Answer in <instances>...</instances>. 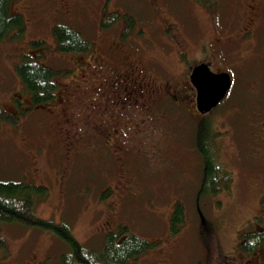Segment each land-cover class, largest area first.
Listing matches in <instances>:
<instances>
[{
    "label": "rangeland",
    "instance_id": "rangeland-1",
    "mask_svg": "<svg viewBox=\"0 0 264 264\" xmlns=\"http://www.w3.org/2000/svg\"><path fill=\"white\" fill-rule=\"evenodd\" d=\"M20 3L14 10L24 15L25 28L17 42L50 43L53 25L65 22L96 45L85 59L95 54L112 69L121 66L115 56L136 63L140 58L138 65L152 70L158 80L175 83L184 80L192 67L228 70L233 80L228 97L208 114L219 132L214 150L231 170L233 182L229 192L198 198L201 165L194 136L202 113L186 91L170 90L179 94L178 105L174 98L164 97L159 102L144 99L148 104L143 108L141 104L133 108L128 101L116 104L98 91L90 103L97 120L111 116L129 130L126 138L119 139L117 133L118 141L108 140L111 149L117 148L109 155L103 150L105 134L98 137L95 132L100 127L86 117L88 112H81L79 100L73 104L68 96L73 84L76 90L85 87L79 78L88 71L79 72L74 82L60 78L54 106L26 111L27 101L17 103L22 84L14 67L19 44L13 39L0 44V111L11 116L0 115V180L48 187L47 195L34 206L35 214L66 222L87 246L101 247L106 233L120 222L130 232L155 241L154 247L129 264H227L240 233L257 228L259 199L264 197V139L260 140L264 135V0H219L210 10L198 0ZM114 15H118L115 25L101 31L102 21ZM121 27L125 42L116 45ZM176 30L187 51L182 56L172 47ZM33 50L41 54L42 62L58 68L68 58L69 63H83L76 54L68 53L63 61L58 51L44 46ZM96 89L95 85L89 93ZM127 181H133L134 190L123 195L124 187L118 185ZM110 185L114 189L105 197ZM170 201L185 206L186 221L178 231L170 228L165 213ZM0 238L5 240V244L0 240V264H57L62 253L70 251L54 231L23 221H0ZM263 250L264 243L261 252L240 264H261Z\"/></svg>",
    "mask_w": 264,
    "mask_h": 264
},
{
    "label": "trees",
    "instance_id": "trees-1",
    "mask_svg": "<svg viewBox=\"0 0 264 264\" xmlns=\"http://www.w3.org/2000/svg\"><path fill=\"white\" fill-rule=\"evenodd\" d=\"M18 1L23 2V0H0V44L1 41H5L6 39H13V41H15V39L19 40L24 33L25 17L19 11L14 10L17 9V6L22 5V3L17 4ZM24 1L26 2L30 0ZM251 1L253 0H249V3ZM198 2L204 4L208 10H210L214 8L217 3H219V0H198ZM213 11H216V9H213ZM117 18L118 15H114L112 20H103V29H101V31L109 28L110 25L114 26V22ZM130 27L131 26H127V30H129ZM123 29L124 28L121 27L118 35L114 38L117 41L116 45L121 41L125 42L123 35H125L126 32L123 34ZM51 37L52 41L50 43L42 39H24L21 42L15 41L17 45L19 44V51L16 52L15 49L13 50L17 53L15 54L16 61L14 67L22 84V87L17 94L21 100H16L18 101V105L23 103V100L27 101L28 106L26 111L35 107L34 112L36 113L37 111H40L41 107H50L57 104L61 88L60 78L70 79L73 82L76 81L75 76L79 72L87 71V69L84 68V61L86 60L85 53L92 52L96 46H94L92 40L83 34L82 31L65 22H58L53 25ZM174 39H176V42L172 45V47H175L173 50H177L181 56L186 54L187 51L184 50L183 38L178 36L177 30L175 31ZM24 44L26 45L24 46ZM38 46H44V50L53 52L58 51L60 59L63 61L67 58L66 55L68 53L76 54V56L81 58V62L83 60V63H80L81 65H75L69 63L70 58H68L66 63L61 62L59 68L52 64H45L46 62L44 63L41 60V54L33 50V48ZM58 52L55 53L58 54ZM139 61H141L140 58L138 59V62ZM134 62L136 63V61ZM138 62L136 63L137 65ZM138 68L142 67L138 65L135 70L137 74L141 71L144 73L146 71L152 72V70H147L146 68H142L143 70H139ZM194 70L195 68L192 67L186 74V78L184 80L182 79L184 86L180 84L181 80L176 82V86H164V90L162 91L158 102L164 97H168L169 99L174 98L173 102L177 104L179 98H177L176 95L171 94L172 91L170 90L176 89L179 91V87L188 88L187 92L190 95L188 100H190V97L193 100L195 94L192 90L194 89H189V83L193 84L192 74L194 73ZM89 72L90 74H93L91 71H88L84 77L89 76ZM79 79L82 81V78ZM157 84L160 83L157 82ZM166 87L169 89L168 91H165ZM84 89L85 87L81 90L84 92L89 90ZM229 91L227 92L229 93ZM68 96L71 97L70 101H72L73 104L75 101L79 100L78 102L82 106L81 112L90 113L93 111L92 107H90V103L93 100L92 97L96 96V93L92 94L87 92V94H81L76 90V87H74L73 84V87L68 92ZM220 103H217L210 110L214 111ZM195 107L202 113V117L197 121L194 136L195 148L201 165L198 176L199 188L197 191V196L200 199L219 195L221 192H224V190L229 192L233 182V175L231 170L221 162L220 153L217 154L216 150H214L215 140L217 139L219 132L211 126L213 122L211 123V114H208L211 111H202L198 104L197 106L195 105ZM6 114V110L0 111V115L11 117L9 114V116ZM262 136H260V140L264 139V135ZM108 144V141L104 142L103 150H108V155L111 154V152L116 153L117 148L114 147V149H111L109 147L110 144ZM133 144H137V142H133ZM129 181L122 183V185H118L120 188L124 187L122 190L123 195H126L128 190L134 188L132 183L133 181ZM47 188L48 187L43 185H35L23 181L0 180V221H23L30 224H38L57 233L70 246V251L62 253L60 263L57 264H129L133 260H136L141 253L156 245L154 240L141 237L136 233L130 232L127 226L121 225V222L120 224L117 223L118 225L116 224V229L106 233V237L101 244V247L94 248L85 245L73 234L71 228L66 222H57L52 219L39 217L35 214L34 206L39 198H43L44 195H47ZM113 189L114 187L111 185L106 187L103 192L104 196L107 197ZM172 202L173 201H170V203L166 202L165 209H167V212L165 213H167L170 217V228L173 231H178L181 225L186 221L185 206L181 201H177L175 203ZM259 202L261 205L260 211L263 212L264 197L261 200L259 199ZM113 204L114 205L110 207L112 211L115 210L114 207L116 206V202ZM0 240L5 244V240L3 238H0ZM263 241L264 230L260 231V229L252 227L246 231H242L235 243V253L233 254V252H229L228 254L231 259H226L227 264H240L245 262L248 257L255 254L257 251L261 252L260 244ZM261 256L262 264H264V250ZM30 264L52 263H49L48 261H40Z\"/></svg>",
    "mask_w": 264,
    "mask_h": 264
},
{
    "label": "flooded vegetation",
    "instance_id": "flooded-vegetation-1",
    "mask_svg": "<svg viewBox=\"0 0 264 264\" xmlns=\"http://www.w3.org/2000/svg\"><path fill=\"white\" fill-rule=\"evenodd\" d=\"M90 55H92V58L90 56L89 58L91 60L84 61L85 63L84 68H86L87 71H91L93 74H89V76H85L82 78V82L85 85L84 90L89 89V90H86V92H89L90 90H94L95 85H96L97 86V89L95 90L97 91L96 94L98 93V91L102 93L101 95L106 94L109 97V99L110 100L113 99V101L116 104H120L125 101H128L131 107L133 108L139 107L140 104H141L140 108H143V105L148 104L146 103V101H144V99H151V102H157L159 100V97L161 96L162 91L164 90V86H167V87H172L171 85L176 86L175 82H163V81L158 80V78L154 76L153 72H150V71H146L145 73L141 71L140 73L137 74L135 70L138 67V65L135 62H130L129 60H126L127 57L115 56V59H118L119 61L118 63L121 66L117 67V69H112V67L107 65L102 59L98 58L95 54H90ZM142 68H138V69L143 70ZM222 71H228V70H222ZM123 78L125 79V82ZM182 81L183 80L181 79L180 84L184 86ZM157 82L160 84H157ZM176 82H179V80H177ZM232 82L233 80H232V75H231V85L228 91L232 87ZM117 88H119V90L117 91L115 98H112ZM178 89H179V93H185V91L186 92L188 91V88L179 87ZM189 89H194L192 90L194 91V94H195L193 100H194L195 105L197 106L198 89L194 82L193 84L189 83ZM168 90L169 89L167 88L165 89V91H168ZM77 91L80 93L83 90L78 89ZM175 91L177 90L175 89ZM227 95H228V92L221 101H223L226 97H228ZM140 96L142 100L140 99ZM176 96L177 98H179V94ZM93 98L94 97H92V99ZM109 99L106 101H109ZM210 111L211 110H209L208 112ZM93 113H94V110L90 112L86 117H90L91 122L94 121L95 125H98L100 127V130L95 132L98 136H100V134H105V138L107 139V141L113 140L114 136L117 133H120L119 139L123 138V136L125 138L127 137V132L129 130L125 128L123 125H121L120 121H118L117 118L113 119L111 118V116L109 117L101 116V117H98V120H97V115ZM103 122H106V123L104 124ZM102 126H106L107 129L103 131ZM69 136L70 135H68V137ZM119 139H116V140L118 141ZM257 214H259L257 216V218H259L258 219L259 222L257 223L256 229H260V231H263L264 230V209H263V212L257 213ZM248 229L249 228L245 229L244 231ZM263 243L264 241L260 245H262ZM261 264H262V256H261Z\"/></svg>",
    "mask_w": 264,
    "mask_h": 264
},
{
    "label": "water",
    "instance_id": "water-1",
    "mask_svg": "<svg viewBox=\"0 0 264 264\" xmlns=\"http://www.w3.org/2000/svg\"><path fill=\"white\" fill-rule=\"evenodd\" d=\"M192 80L198 89V105L202 111H208L219 103L231 85L228 71L214 72L205 65L195 68Z\"/></svg>",
    "mask_w": 264,
    "mask_h": 264
}]
</instances>
